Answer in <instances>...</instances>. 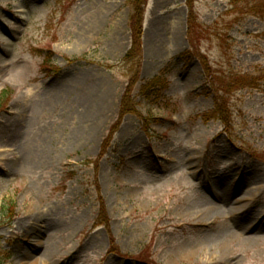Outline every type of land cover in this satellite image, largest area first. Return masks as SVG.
<instances>
[{
	"label": "rangeland",
	"instance_id": "obj_1",
	"mask_svg": "<svg viewBox=\"0 0 264 264\" xmlns=\"http://www.w3.org/2000/svg\"><path fill=\"white\" fill-rule=\"evenodd\" d=\"M191 3L147 0L111 133L126 0H0V264H264V0Z\"/></svg>",
	"mask_w": 264,
	"mask_h": 264
},
{
	"label": "trees",
	"instance_id": "obj_2",
	"mask_svg": "<svg viewBox=\"0 0 264 264\" xmlns=\"http://www.w3.org/2000/svg\"><path fill=\"white\" fill-rule=\"evenodd\" d=\"M127 4L130 7L129 16H128V26L130 30V44L124 53V55L117 61V64L121 66L125 70L126 75V82L123 94L121 96L120 100V108L119 113L114 122L111 126V133H113L118 125L121 122L122 117L127 113L132 114H138V111L136 109V105L132 99V90L134 87V84L138 80L139 77V71L142 64V43H141V31H142V22H143V13H144V7L147 3V0H126ZM186 3L192 10V3L191 0H186ZM52 56V52L49 51V55L45 56L44 62L50 61ZM44 64V63H43ZM107 68H110L112 65L105 64L104 65ZM47 72V69H46ZM167 72H169V66L166 65L164 69L162 70L160 76L154 77L152 80L146 82L142 88H141V94L144 96L145 99L149 100L152 94L154 92L157 94V91L160 88L164 87V81H161V75H165ZM253 79L246 78L245 80H241V82H238V85L236 88L241 89L245 87H253ZM235 82H237L235 80ZM5 96V92H1L0 94V102ZM156 98V97H155ZM158 98V96H157ZM217 102H219V99H216ZM1 104V103H0ZM220 104H217L216 109H214L215 113L214 115L223 120L221 112V108L219 106ZM1 108V106H0ZM140 116V115H139ZM142 118V117H140ZM5 213L2 212V216H4Z\"/></svg>",
	"mask_w": 264,
	"mask_h": 264
},
{
	"label": "bare ground",
	"instance_id": "obj_3",
	"mask_svg": "<svg viewBox=\"0 0 264 264\" xmlns=\"http://www.w3.org/2000/svg\"><path fill=\"white\" fill-rule=\"evenodd\" d=\"M0 159H1V158H0ZM0 163H1V162H0ZM227 197H230V194H229V196H227ZM213 203H214V202H212L211 206H213V205L216 206V203H214V204H213ZM231 212H232V211H231ZM206 213H208V211H207ZM233 215H234V212H233L232 216H233Z\"/></svg>",
	"mask_w": 264,
	"mask_h": 264
}]
</instances>
